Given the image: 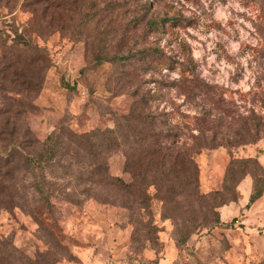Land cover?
Here are the masks:
<instances>
[{
    "label": "rangeland",
    "instance_id": "obj_1",
    "mask_svg": "<svg viewBox=\"0 0 264 264\" xmlns=\"http://www.w3.org/2000/svg\"><path fill=\"white\" fill-rule=\"evenodd\" d=\"M136 100L187 119L188 144L198 125L213 141L195 155L204 194L221 188L232 158L264 167V0H0V133L30 130L41 143L62 122L78 134L113 129ZM107 162L110 175L131 182L122 152ZM251 188L247 176L239 201L218 210L228 226L193 235L187 247L162 202L150 201L149 219L114 188L101 192L107 203L55 198L40 222L0 209V237L58 264H257L264 194L246 210Z\"/></svg>",
    "mask_w": 264,
    "mask_h": 264
},
{
    "label": "trees",
    "instance_id": "obj_2",
    "mask_svg": "<svg viewBox=\"0 0 264 264\" xmlns=\"http://www.w3.org/2000/svg\"><path fill=\"white\" fill-rule=\"evenodd\" d=\"M14 34L15 38L23 39L18 31ZM66 87L71 88L69 84ZM147 102L134 101L128 114L116 117L113 129L78 134L62 122L41 143L31 138L30 130L2 131L0 209L19 208L40 222L38 211L51 212L55 198L76 205L92 198L107 203L111 201L102 199L101 192L114 188L129 193L132 203L149 219H152L150 201L162 202L165 218H174L176 222L178 244L187 247L193 235L228 226L221 221L218 210L239 201L238 187L247 176L252 179V188L245 209L262 198L264 167L256 157L232 158L221 188L204 194L200 190L195 155L203 149H212L213 141L203 137V128L198 125L200 138L191 136L195 145L188 144L184 126H189V121H173V111H144L142 106ZM196 121L205 123L201 119ZM4 124L7 126L6 123L0 126ZM242 142L243 139L236 142L234 147ZM116 151L125 157L123 172L131 176L130 183L110 175L107 159ZM146 236L154 240L153 226L147 227ZM0 264H58V260L47 255L30 259L11 240L0 237ZM257 264H264V258Z\"/></svg>",
    "mask_w": 264,
    "mask_h": 264
}]
</instances>
